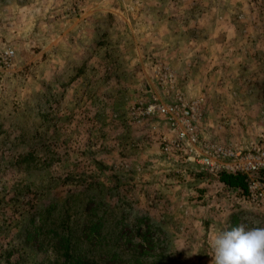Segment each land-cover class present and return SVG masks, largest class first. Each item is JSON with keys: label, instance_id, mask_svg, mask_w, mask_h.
<instances>
[{"label": "rangeland", "instance_id": "374dc122", "mask_svg": "<svg viewBox=\"0 0 264 264\" xmlns=\"http://www.w3.org/2000/svg\"><path fill=\"white\" fill-rule=\"evenodd\" d=\"M4 49L0 264H63L59 237L93 264H212L211 237L264 227V204L181 172L161 120L131 115L173 82L202 99V137L264 146V0H0Z\"/></svg>", "mask_w": 264, "mask_h": 264}, {"label": "built area", "instance_id": "2783aa9c", "mask_svg": "<svg viewBox=\"0 0 264 264\" xmlns=\"http://www.w3.org/2000/svg\"><path fill=\"white\" fill-rule=\"evenodd\" d=\"M12 56L11 49L0 50V78L10 68ZM165 89L163 96L153 95L152 100L131 108L136 123L153 118L161 120L164 130L158 136V152L183 168L180 171L184 173L189 164L214 176L221 171L244 173L248 179L244 198L264 204V177L258 174L264 175V146L238 148L202 137L199 133L202 99L184 98L174 89L173 82Z\"/></svg>", "mask_w": 264, "mask_h": 264}, {"label": "clouds", "instance_id": "9594fccd", "mask_svg": "<svg viewBox=\"0 0 264 264\" xmlns=\"http://www.w3.org/2000/svg\"><path fill=\"white\" fill-rule=\"evenodd\" d=\"M212 264H264V227L230 226L210 239Z\"/></svg>", "mask_w": 264, "mask_h": 264}, {"label": "trees", "instance_id": "16d2710c", "mask_svg": "<svg viewBox=\"0 0 264 264\" xmlns=\"http://www.w3.org/2000/svg\"><path fill=\"white\" fill-rule=\"evenodd\" d=\"M201 173L202 172H198ZM260 175V177H264V175H262L261 172L258 173ZM216 180L221 183L222 187L225 190H234L235 192H237V194L241 195V196H245L246 192H247V176L244 173L241 172H224L221 171L219 173H217V175L215 176ZM95 226V224H94ZM93 226V223L88 224L87 228L89 231H91L92 233H95L98 231L96 230V228ZM95 229V230H94ZM120 234L118 236H115L113 239L114 244L116 245V243H120L121 238H124V233H121V226H119L118 230H117ZM62 236V235H61ZM95 236V235H94ZM143 237V236H142ZM130 237H126L124 238V240H122L123 242H125L127 245H130L133 249V252L135 254V257H139L142 253V249L140 246V243L136 242V243H131L130 242ZM59 248L63 251V264H93L92 261H90L89 259L86 258V252L84 250H77L75 252L72 251V247L69 243V238L68 237H59ZM99 240V239H98ZM102 240V237L100 238V241ZM61 241V243H60ZM135 245V246H133ZM109 261H115L116 259L118 260L120 258V255L115 253V252H111V254L109 253Z\"/></svg>", "mask_w": 264, "mask_h": 264}]
</instances>
